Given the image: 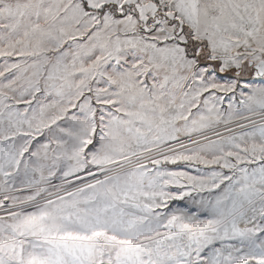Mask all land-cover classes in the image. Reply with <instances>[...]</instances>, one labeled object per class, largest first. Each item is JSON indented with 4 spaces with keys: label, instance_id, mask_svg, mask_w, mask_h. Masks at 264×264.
<instances>
[{
    "label": "snow or ice",
    "instance_id": "1",
    "mask_svg": "<svg viewBox=\"0 0 264 264\" xmlns=\"http://www.w3.org/2000/svg\"><path fill=\"white\" fill-rule=\"evenodd\" d=\"M0 264H264V0H0Z\"/></svg>",
    "mask_w": 264,
    "mask_h": 264
}]
</instances>
